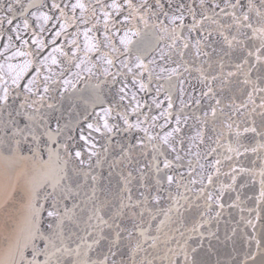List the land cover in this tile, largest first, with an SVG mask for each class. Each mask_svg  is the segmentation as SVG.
Returning a JSON list of instances; mask_svg holds the SVG:
<instances>
[{
  "label": "snow or ice",
  "instance_id": "snow-or-ice-1",
  "mask_svg": "<svg viewBox=\"0 0 264 264\" xmlns=\"http://www.w3.org/2000/svg\"><path fill=\"white\" fill-rule=\"evenodd\" d=\"M99 6L103 40L69 55L95 8L0 0V264H264V0ZM193 72L214 103L183 172L172 93Z\"/></svg>",
  "mask_w": 264,
  "mask_h": 264
},
{
  "label": "water",
  "instance_id": "water-1",
  "mask_svg": "<svg viewBox=\"0 0 264 264\" xmlns=\"http://www.w3.org/2000/svg\"><path fill=\"white\" fill-rule=\"evenodd\" d=\"M48 2L50 3V0H48ZM58 3L61 4V6L63 7L64 4H68L69 8L66 10L67 11V15L69 17V20H71L72 17V12H71V4L75 3L76 0H57ZM83 3H85L86 5H88L89 9L95 8V12L96 15L95 17H93L91 15V12L88 11L86 12V19L88 20L87 24L81 23L80 22V10L77 9L76 10V17L77 20L75 22H71L70 26L65 30V35H62L61 37H59L57 39V44L61 45L64 47L65 51L69 52V55H71V48L72 46L70 44H68V41L70 40H77L79 43V46L81 49L84 48V45L86 43L85 41V36H84V29L85 28H90L92 29L91 32H89V37L90 38H96V39H100L103 40L104 38V17H103V12L101 11V8L99 6V4H107L110 3L111 0H99V4L97 3V0H82ZM186 3H194L195 5H198L199 0H185ZM234 2V0H233ZM257 3H259V0H256ZM222 3V0H221ZM199 11V9H198ZM217 11H219V9H217ZM57 15H59V13L57 12ZM97 20H99V23H97ZM191 22V18L190 17H186V23H190ZM96 25L95 28H93L92 26ZM50 27V25H49ZM79 29V35H76L77 31ZM38 31V29H37ZM6 35L3 40H0V49L3 48V43L6 41ZM24 38L25 39H29V33H24ZM43 37L47 40L51 39V35L52 33L50 32H44ZM19 41H16L17 46H19ZM29 43L31 44V41L29 40ZM48 51H51V48L45 50L44 54H47ZM7 55H11V52L7 53ZM94 57V54H93ZM215 59V57H214ZM4 62V57L0 56V63ZM20 62V58L14 59L12 61H10V63H18ZM64 68H68V64L67 62H65L63 64ZM205 68H207V65H205ZM73 71L75 70L74 68L72 69ZM34 71V69L30 70V73ZM55 71L59 72V68H56ZM214 74V73H213ZM196 73L193 72L191 74V77H189L184 84V89H185V94L183 95V97H181V93H180V86L177 83V87L176 90L172 93V101H173V116H172V123L173 125L175 124V114L177 111H179L181 109V99H183L184 101V113L186 115H188L190 118L187 122V124L182 123L181 124V135L185 138L184 139V149L185 151H181L180 155L184 157L183 163L185 165L184 168L180 169V171L186 172L187 171V161L189 158L194 159V157H189L187 155H185V152L187 151L188 148V143L189 140L188 138L193 136L195 134V132L198 130V122L195 120V116L196 115H202L204 111H209L208 105L209 103H214V101H209L207 98H204L201 100V105L197 106L195 104V100L200 98V93L202 91H206V88L204 87L203 84L199 83L198 80L195 78L196 77ZM189 74L188 73H184L183 76H181V79H185V77H188ZM253 77H255V73H253ZM26 82V81H24ZM219 83V82H217ZM153 88H155V84L153 83L152 85ZM155 95V92H151V93H141V97L142 100H147L149 104H151V100L152 97ZM225 96V103H228V99L227 97L229 96V93L225 92L224 93ZM159 99L161 101H164L163 107L167 108V101L164 99V95H161L159 97ZM243 99V97H239L237 98V102L239 103L240 100ZM259 96L256 97V103L259 104ZM249 107H251V105H249ZM149 109L147 107L144 108V111L147 112ZM161 110L156 109L154 106L152 107V111H151V115H159ZM227 111V109H226ZM257 111H259V109H257ZM257 120V123H259V117L256 116L254 117ZM160 123H163V119H161L159 121ZM210 134V133H209ZM179 147V145H177ZM203 147V146H202ZM193 152H195V148L192 149ZM107 167V165H105V168ZM6 246V241L4 239V234L2 231H0V252H2V249Z\"/></svg>",
  "mask_w": 264,
  "mask_h": 264
}]
</instances>
